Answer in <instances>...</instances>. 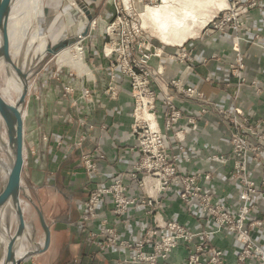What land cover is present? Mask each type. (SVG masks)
Instances as JSON below:
<instances>
[{"label":"built area","instance_id":"2783aa9c","mask_svg":"<svg viewBox=\"0 0 264 264\" xmlns=\"http://www.w3.org/2000/svg\"><path fill=\"white\" fill-rule=\"evenodd\" d=\"M256 7H262L264 11V0H226V6L220 8L204 27V33L233 32L235 56L229 69L240 90L248 83L242 42L260 44L259 35L250 34L252 27L244 19ZM133 10L125 14L117 11L116 19L107 26L109 40L103 54L111 60L107 87L111 98L116 99L120 94L119 73L130 80L132 131L141 157L129 172L131 182L116 177L110 184H100L91 192L85 203L81 226L86 229L88 223L100 217L99 206L109 197L112 214L117 219L139 204L148 208L149 217L148 222H142L140 235L133 238L124 237L109 225L106 217L101 219L98 230L90 232L91 242L99 250L111 247L120 250L114 264H264V116L253 119L228 110L213 101L198 84H186L178 77L170 81L173 90L160 96L153 84L161 78L163 69L154 68L151 60L162 54L161 47L154 45L144 34L143 27L136 21L138 14ZM185 42L172 45L181 50L169 55L193 61L194 57L182 50ZM210 79L206 77L207 81ZM250 84L256 93L264 94L257 80ZM81 92L84 98L92 96L87 87ZM188 103L198 106V112L187 118L189 125H196L200 118L209 114H216L227 123L226 141L230 150L224 152L208 147V158L221 163L232 162L229 175L239 191L238 202L233 206L218 198L206 185L213 179V173L189 172L178 166L180 152L185 147L179 144L178 152L171 149L168 133L173 132L182 119L183 105ZM161 116L165 131L159 123ZM181 132L173 133L179 143L184 140ZM82 159L87 172L92 177L96 175L95 160L88 154H83ZM147 178L157 182L155 194L149 192ZM132 184L144 188L145 193L141 196L130 194ZM171 191L197 220L196 225L175 217L162 222L157 220L156 212L162 205L163 194ZM217 237L232 239L235 248L232 256L214 241ZM180 247L184 248L185 254L174 259Z\"/></svg>","mask_w":264,"mask_h":264},{"label":"crops","instance_id":"0c3cea01","mask_svg":"<svg viewBox=\"0 0 264 264\" xmlns=\"http://www.w3.org/2000/svg\"><path fill=\"white\" fill-rule=\"evenodd\" d=\"M47 6L53 11L58 9L57 5L52 3H48ZM244 19L252 27L250 34L259 35L260 44L242 42L248 83L242 86L241 90L237 79L232 76L229 69V64L235 56L231 39L233 32L210 31L185 42L182 50L192 55L193 61L171 57L169 54L181 50L178 47L158 46L161 47L162 54L153 57L151 65L163 69L161 78L153 84L159 95L162 96L165 91L173 90L170 81L178 77L186 84H198L213 101L228 110H235L253 119L264 116V94L256 93L255 88L250 84L257 80L264 90L262 7L251 9ZM65 30L66 27L62 31ZM60 39L63 38L58 37L57 41ZM213 55L217 56L213 57ZM90 60L91 62L88 63L93 67L94 78H87L86 82L82 81L81 88L91 89L92 96L71 98L60 103L51 98L47 110L41 109V115L46 116L49 121L47 133L50 136V143L46 153L43 155L39 153L34 163L36 165L41 163V168L45 164L43 168L46 170L45 187L48 194L39 203L51 227L52 239L49 249L32 256L22 264H114L120 250L116 247L99 250L92 244L90 232L98 230L101 219L106 217L109 225L116 228L124 237L133 238L140 235L142 222H148V208L140 204L133 207L127 215L117 219L112 214V203L107 197L99 206L100 217L88 223L86 229L81 226L85 203L91 192L100 184H110L116 177H123L128 183L131 182L129 172L141 157L138 141L132 131L133 100L130 80L119 73L120 94L118 98L113 99L107 91L111 60L105 57L103 52ZM208 76L211 78L209 81L206 80ZM57 106L69 115L58 128L52 130L51 125H57L59 122ZM197 112L196 104L183 105L184 116L176 124L173 132L168 133L170 147L178 152L177 146L184 145L185 148L180 152L178 160L179 168L189 172L213 173V179L206 185L218 198L233 206L238 202L239 191L238 185L229 175L232 162L221 163L208 158L210 154L208 147L224 152L230 150V144L226 141L227 123L216 114H209L200 118L196 125H189L188 116ZM159 123L165 131L162 116L159 117ZM176 130L182 131L180 135L184 140L181 143L173 135ZM61 138H64L66 147L57 148L56 141ZM79 141L81 144L78 146ZM37 149L40 151L39 145ZM83 154L90 155L97 163L98 172L93 177L84 166ZM101 154L104 155L103 158ZM155 186L157 182L147 178V188L150 193L155 194ZM59 187L60 192H57ZM129 193L141 196L145 191L144 188L132 184ZM162 199V205L156 212L159 222L175 217L196 225L197 220L177 200L175 192L164 193ZM214 241L225 248L231 256L235 252L232 239L217 237ZM184 254V248L180 247L174 259H179L180 255Z\"/></svg>","mask_w":264,"mask_h":264},{"label":"rangeland","instance_id":"374dc122","mask_svg":"<svg viewBox=\"0 0 264 264\" xmlns=\"http://www.w3.org/2000/svg\"><path fill=\"white\" fill-rule=\"evenodd\" d=\"M80 1L84 2L91 10V15H93L92 20H90V17L86 11L81 8ZM205 1H207V3H204V5L200 8V12L206 14V16L209 18H212L213 15L226 4V0ZM221 1L224 2L222 7L219 5V2ZM48 3L57 5L58 9L55 11L51 10L47 6ZM173 3L174 1L172 0H169L168 3L166 0H41L43 20L37 21L34 19L32 28L35 30L39 27L41 31L40 34L46 37L47 43H49L52 47L56 43L63 41L64 38L66 39L77 36L81 28V18L84 16L86 20L85 29L87 27L89 29L88 34L81 38V40H78L74 44L67 47L73 46L79 42V46L83 47V61L91 68V71L93 72L92 78L85 74L81 75L79 72H77V69L67 64L61 65L58 62V56L56 57L50 55L49 53H47L48 55L46 54L45 57L41 58L40 60H38L36 56L33 57L34 60L32 59L35 67L33 70L34 73L29 81L30 90L27 96V105L25 107L26 161L23 173V186L24 193L29 195L33 199L34 203L42 210L43 208L39 201L48 194L45 187V184H47V176L46 170L43 168L45 164L42 165V169L41 163L36 165L34 161L36 158H38L39 153L42 155L46 153V148L49 145L48 143H50V136L47 133L49 129V121H47L46 116L44 117L41 115V109L43 108V110H47L51 98H53L54 101L58 100L60 103L62 101H68V99L71 98H79L81 96L83 97L81 92V86L83 83L82 81L86 82L87 78H94V71L92 69L93 67L88 62H91L90 58L93 59L95 56H98L103 52L104 45L106 41L109 40L107 35V26L111 23V21L116 19L117 11L125 14L127 11L134 9L133 11H136L138 14L136 15V21L143 27L144 34L152 41L154 45L157 46L179 45L187 40L201 36L204 32L206 23H202L200 20H198L196 22L191 21L189 23L192 27L193 34L187 35L182 42L174 41V32H171L172 34L168 35L166 38L163 37L158 26L152 22L148 9L149 7L157 5ZM144 17H146V20H144ZM92 22H94L93 25L91 24ZM64 27H66L65 32L62 31ZM58 37L63 39L57 41ZM31 38L32 37L30 34L25 37V47L31 41ZM34 42L37 41L34 40ZM12 50L14 53V49ZM15 59L19 61L21 65H24L22 55L15 56ZM6 83L7 76L5 71L2 70L0 72V88L4 87ZM12 96L16 97V94L12 92ZM57 109V119L59 122L57 125H51L52 130L54 128H58L59 125L62 124L63 120L69 115L68 112L60 110V107L58 106ZM2 131H5L4 126L2 127ZM38 145L41 148L40 151L37 149ZM77 145L79 146L80 144ZM62 146L66 147L64 138L57 139L56 147L60 148ZM0 155L5 159V161H8V154L5 151H1ZM40 160H38V162H40ZM5 177V172L2 170L0 165V188L5 181ZM57 192H60V187L59 190L57 188ZM23 206L27 221L33 224L35 228L34 246H38V244L43 246L46 235L38 217V212L33 203L29 202L25 197H23ZM8 221L11 223V230L13 232L16 225L13 215L10 214ZM3 222L5 221L3 220ZM31 229L33 228L30 227V230ZM28 245L31 246V243L27 242V246ZM2 251L3 247L0 246V253H2Z\"/></svg>","mask_w":264,"mask_h":264},{"label":"water","instance_id":"95a60500","mask_svg":"<svg viewBox=\"0 0 264 264\" xmlns=\"http://www.w3.org/2000/svg\"><path fill=\"white\" fill-rule=\"evenodd\" d=\"M14 2L15 0H0V66L4 68L7 82H19L21 86V92L14 102L8 100L0 89V133L4 132L6 134L12 149L11 154L6 152L8 161L4 159L5 164H0L6 176L0 188V246L3 247V251L0 253V264H22L32 256L49 249L52 239L51 227L47 223L43 210L34 203L29 195L24 193L23 173L26 161L25 107L30 90L29 81L34 72L29 75L23 68V64L21 65L15 59L12 50L9 20ZM80 6L92 20L93 15H91L89 7L82 1H80ZM88 30V27L84 30V36L88 34ZM76 41H78V36L66 38L56 43L53 47L48 43L47 52L56 56L65 47L74 44ZM3 126L5 131H2ZM23 197L33 203L38 212L46 235L43 246L40 244L34 246L35 228L26 219ZM9 213L13 215L16 222L13 232L11 223L8 221ZM30 227L33 229L30 230ZM27 242H30L31 246H27ZM23 245L27 249L23 255H19L18 250Z\"/></svg>","mask_w":264,"mask_h":264},{"label":"bare ground","instance_id":"6f19581e","mask_svg":"<svg viewBox=\"0 0 264 264\" xmlns=\"http://www.w3.org/2000/svg\"><path fill=\"white\" fill-rule=\"evenodd\" d=\"M168 1L169 0H166L167 3ZM172 1H174L173 4L157 5L149 7L148 9L152 22L158 26L164 38L172 34L171 32H174V41L182 42L187 35L193 34L192 27L189 24L191 21L196 22L200 20V22L207 24L211 20V18L206 16V14L200 12V8L204 5V3H207L205 0ZM219 5L222 7L224 2H219ZM34 19L37 21L43 20L41 0H16L15 4L13 5L9 20V34L11 36L12 48L14 49V56H23V68L29 75L32 74L35 67L32 62L33 57L36 56L37 59L40 60L48 53V43L46 37L40 34L41 31L39 27L35 30L32 28ZM144 20H146V17H144ZM80 22L81 28L79 34L77 35L79 38L78 40H81V38L84 37L83 32L86 27V20L84 16L81 18ZM91 24L93 25L94 22ZM29 34L32 38L25 47L24 39ZM34 40L37 42H34ZM56 57L61 65L67 64L77 69V72H79L81 75L85 74L91 78L93 77L91 68L83 61V50L79 46V42L73 46L63 49L56 55ZM2 70L4 69L2 66H0V72ZM0 89L4 96L8 100H11V102L16 101L21 92V86L19 82L15 81H8L6 85ZM12 92L16 94V97L12 96ZM1 151L8 152L9 154L12 153L8 138L4 132L0 133V152ZM0 164H5L4 158L2 156H0ZM26 249L27 248L23 245L21 248H19L18 254L23 255Z\"/></svg>","mask_w":264,"mask_h":264}]
</instances>
